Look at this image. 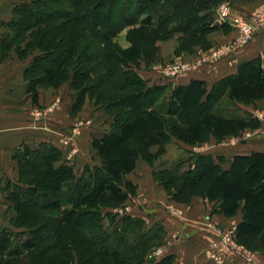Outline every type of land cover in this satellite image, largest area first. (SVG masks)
Masks as SVG:
<instances>
[{"label":"trees","instance_id":"trees-1","mask_svg":"<svg viewBox=\"0 0 264 264\" xmlns=\"http://www.w3.org/2000/svg\"><path fill=\"white\" fill-rule=\"evenodd\" d=\"M233 1L20 0L7 24L14 35L3 45L16 46L21 58L33 56L25 71L28 92L37 99L39 90L69 83L78 92V107L90 96L113 123L92 141L101 164L86 168L88 176L79 180L51 143L16 152L20 179L8 199L14 204L15 226L26 232L16 235L0 228V264H66L64 257L72 258L69 238L75 245L80 239L112 264L146 258L161 239L159 232L146 234L144 220L131 216L123 218L116 233L106 232L101 208L123 204L129 198L126 176L139 160L153 167L173 139L195 146L258 130L261 123L255 118L226 112L264 100V57L241 63L236 73L212 86L204 80L150 86L132 66L139 60L146 66L158 63L161 37L176 38V57L210 50V35L232 31L228 24L217 25L215 12ZM137 25L128 31L129 47L114 42ZM163 176L159 180L173 202L190 204L201 198L227 218L242 212L236 243L251 252L264 251V152L236 155L227 168L212 155H198L189 171ZM49 250L59 254L47 256ZM170 259L149 257V262L173 264Z\"/></svg>","mask_w":264,"mask_h":264},{"label":"rangeland","instance_id":"rangeland-1","mask_svg":"<svg viewBox=\"0 0 264 264\" xmlns=\"http://www.w3.org/2000/svg\"><path fill=\"white\" fill-rule=\"evenodd\" d=\"M19 1L20 0H0V13L3 16L5 13L6 16H8V14L10 13L9 8L11 6H14L16 3H19ZM145 16L146 15H142L138 18L142 20L145 18ZM138 27L139 25H137L136 27H130L125 29L122 32L124 34L120 33V35L114 40V42H117L121 47H124V45H127L129 47L130 43L128 42L127 36L128 31ZM230 27L232 31L236 32L234 27ZM236 36L237 32L234 38L228 41L225 45H220L219 43H216V45H213V47L208 50V52L196 49L194 54H183L186 57H184L183 55L180 57H176L173 53L172 56L168 58H164L162 56V48L165 52L169 51L173 47V44H175L176 46L177 40L176 38L165 39L164 37H161L162 39H160L158 43L160 48V58L158 63L153 66H146V64L142 60H139L135 66H131L136 72L139 73V75L143 79L148 81L150 86L160 84L164 85L165 83L172 84L173 82H178L179 80L187 78L192 74H197L201 72V70L204 67H207L208 65H213L221 62L226 56L222 58H212V54L214 52L225 50L226 46L229 45V43L234 42ZM178 62L187 64L190 67V70L186 74H184V76H180L177 79L175 78L174 81L166 79L163 73L164 69L167 66L173 65ZM56 95H58L56 100L61 101L59 102V107L56 108L55 112L56 141L54 145L57 149L61 150L64 160L62 161L64 162V164H68L74 169L76 178L79 180L83 176H88L87 173H85L86 168H94L95 166L100 164L95 151L90 149L89 142H84L81 146L79 142V137L83 133L87 132L88 134H90L89 136H91L93 141L96 136L99 137L109 130V124L106 125V123H104L100 126H96L95 124L100 121L97 120L95 122L96 119L92 118L93 123L91 127L86 125L87 121L85 120L89 118L88 116H91L90 114L94 113V111L101 106L96 105L95 100L92 99L90 96L87 97L86 95V101L84 103L85 108H83L84 105L82 107H78L76 105V102L78 101V92L75 91L69 83H67L65 87H63L60 91L56 92ZM71 105H73V109L71 108ZM263 108L264 107H261V103H254L249 106L239 105L236 108H230L229 111L226 112V114L230 116L233 115L245 118H255L261 123V127L258 130H247L241 137L227 139L221 143H217L214 140L208 143H203L195 146H188L177 141L176 139H173L167 147L166 154L162 156L153 167H150L147 163L141 161L137 166V171L134 173V175L132 177L126 176L125 178L124 187L129 193V198L123 204H120L117 207L101 208L103 215L102 222L104 225V230L106 232L116 233L114 232V230L116 228H118V230L122 228L124 224L122 220L124 217L131 216L133 218H137L134 216L140 215L137 206L144 203L151 205L155 204L156 207L159 206L162 209L164 208V211L167 210L170 214L173 213L177 214L178 216L179 214L177 213V211H179V209L172 203L173 201L169 198V194L165 190V184L159 180L160 178H164L163 173L166 171L174 172L178 176L184 174L185 172L189 171L194 167L198 155H212L217 162L221 163L224 168H227L229 166V162L234 156L248 155L252 152H256L257 149L264 148ZM71 109L74 118L71 116L72 122L65 123L67 122V116ZM82 109H84L83 113H79L80 111H82ZM74 120H76V122H74ZM156 150L157 148L153 149V151ZM57 166H59V164H57ZM4 188L6 190L5 193L7 196V201L14 208V204L8 199V197L11 192H14L15 188L12 184H8ZM148 193L153 194L155 198L149 200L146 199V197H142L144 195H148ZM212 212L217 213L216 208L214 206L212 207ZM106 214L108 216H106ZM15 217L16 214L12 217L7 216L6 214L0 215V228H8L16 235L25 233V229H19L15 226ZM144 217L146 218V220L144 219V223L146 224L147 229L148 227L153 225L150 229L151 231L149 230L151 233L149 231H146V234H153L152 232L154 230L156 232H159V236H161V239L153 243V248L144 260L129 264H157L158 260L166 258L168 256H170V260L173 264H181L180 258H178L177 255L178 251L174 250V247L176 249L174 240L176 237L175 230H170V232H168L164 229V226L159 223H156L153 217L150 218V216L147 217L145 215ZM174 217H176V215H174ZM85 224L86 220H83L81 225ZM217 230H219L220 232H224L220 229ZM71 234H73V232ZM49 236L50 235H48L49 240H47V245H50V240H52ZM21 237L22 236H18V239H20ZM70 239L71 238H69V240L67 241L70 252L72 254V258L70 257L66 259V257H64L63 260L68 261L66 264H112V262H110L109 260H105L104 258L98 257L97 254H95L92 249L88 248L84 243H82L80 239L76 241V245L71 241L72 239ZM128 239L130 241V244H135V239L130 234H128ZM215 241L216 240H213L209 243L210 259L211 262L214 264H222L225 262L226 252L221 258H215V255L211 248L212 244ZM159 250L162 251V254L160 255L157 254ZM57 254L59 253L55 250H49L46 252L47 256H56ZM261 255L264 256V251L257 252V254H252L256 264H260L259 261L261 259L264 262V258L261 257ZM151 256H154V258L157 259V262H149V257ZM218 256H220V253ZM243 261L249 264L248 262H246V260L243 259Z\"/></svg>","mask_w":264,"mask_h":264},{"label":"crops","instance_id":"crops-1","mask_svg":"<svg viewBox=\"0 0 264 264\" xmlns=\"http://www.w3.org/2000/svg\"><path fill=\"white\" fill-rule=\"evenodd\" d=\"M17 4L19 3L9 8L10 13L8 16H6L5 13L4 16L0 13V215L6 214L10 217L14 216L16 212L7 201L4 187L8 184L14 185L19 183L20 168L14 156L18 150H23L25 147L34 149L44 143H51L54 145L56 141L55 112L61 101L56 100L58 96L56 92L60 91L66 85L64 84L58 89L55 87L43 88L39 90L37 99H34L32 93L28 92L25 71L31 64L33 56L21 58L16 50V46L8 48L3 45L7 36L14 35L7 24L11 21L13 10ZM230 5L232 16L248 18L254 12L264 9V0H234ZM235 35V31H231L228 34L218 31L210 35L209 40L212 41L213 45H216V43L225 45L234 38ZM24 45H22V47H24ZM126 47L128 46L124 45L123 48ZM174 47L175 44H173V47L169 51L165 52L161 46L162 56L164 58L172 56ZM183 56L186 57L185 55ZM259 56L264 57V32L256 36L245 47L236 50L232 54H227L221 62L208 65L204 67L201 72L192 74L178 82H173L171 85H186L191 80H204L209 86H212L213 83L220 78L236 73L241 63ZM256 103H261V107H264V100ZM71 106L73 109V105ZM83 108H85V105ZM72 109L69 112L70 115L67 113L68 119L65 123L72 122ZM83 110L84 109L79 113H83ZM90 115L91 116H88L89 118L85 120L87 121L86 125L91 127L93 123L92 118H94L96 119L95 122L97 120L100 121L95 124L96 126H100L104 123H106V125L109 124V130L107 132L110 131L113 119L108 116L104 108L98 107V109ZM74 122H76V120H74ZM89 135L90 134L87 132L83 133L79 137V142L82 146L84 142L86 143L88 141L90 149L94 151L92 138ZM256 152H264V148L257 149ZM97 158L101 164L100 157L97 156ZM141 161L142 160L138 161L137 166ZM136 171L137 167L136 170L127 175V177H132ZM142 197H146V199L149 200L155 198L151 193ZM172 203L179 209L178 216L177 214H170L167 210L164 211V208L162 209L159 206L156 207L155 204L151 205L146 203L138 205L137 208L140 215L133 216L142 220H146L144 215L147 217L150 216V218L153 217L155 219L156 223L164 226V229L168 232H170V230H175L176 237L174 240L176 249L174 247V250L178 251L177 255L178 258H180L181 264H214L210 259L209 243L215 240L217 236L215 232L208 227L207 222L224 232L228 230L236 231L237 225L242 220V212H239L238 215L233 218H227L220 213H213V204L201 198H194L190 204ZM174 215H176V217H174ZM152 226L153 225L147 229L146 224H144V230L149 231ZM225 252L226 258L225 262L222 264H247L230 249H226ZM253 253L257 254V252ZM261 257L264 258L262 255ZM259 263L264 264L262 259Z\"/></svg>","mask_w":264,"mask_h":264},{"label":"built area","instance_id":"built-area-1","mask_svg":"<svg viewBox=\"0 0 264 264\" xmlns=\"http://www.w3.org/2000/svg\"><path fill=\"white\" fill-rule=\"evenodd\" d=\"M215 19L216 23H228L230 26L234 27L237 32V36L234 42H231L226 46L225 50L214 52L212 54V58L225 57L227 54H231L232 52L245 47L256 36L264 32V9L254 12L248 18L240 16L233 17L231 15V5L229 3H224L217 8L215 12ZM189 70L190 67L187 64L178 62L167 66L163 73L166 79L174 81L175 78L177 79L180 76H184V74H186ZM177 213L179 214V211H177ZM207 225L217 234V238L215 239L216 241L211 246L215 258H221L224 256L226 249H230L233 253L246 260L249 264H256L252 256L253 253L236 243L234 230L220 232L215 229L211 223L207 222ZM219 253L220 256H218ZM157 254H162V251L159 250ZM151 258H154V256H151Z\"/></svg>","mask_w":264,"mask_h":264},{"label":"water","instance_id":"water-1","mask_svg":"<svg viewBox=\"0 0 264 264\" xmlns=\"http://www.w3.org/2000/svg\"><path fill=\"white\" fill-rule=\"evenodd\" d=\"M217 25H219V23H217Z\"/></svg>","mask_w":264,"mask_h":264}]
</instances>
